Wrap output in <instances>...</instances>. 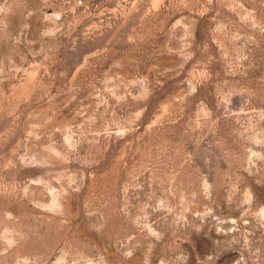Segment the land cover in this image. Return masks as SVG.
Here are the masks:
<instances>
[{
    "label": "rangeland",
    "instance_id": "374dc122",
    "mask_svg": "<svg viewBox=\"0 0 264 264\" xmlns=\"http://www.w3.org/2000/svg\"><path fill=\"white\" fill-rule=\"evenodd\" d=\"M0 264H264V0H0Z\"/></svg>",
    "mask_w": 264,
    "mask_h": 264
},
{
    "label": "built area",
    "instance_id": "2783aa9c",
    "mask_svg": "<svg viewBox=\"0 0 264 264\" xmlns=\"http://www.w3.org/2000/svg\"><path fill=\"white\" fill-rule=\"evenodd\" d=\"M59 17V16H58ZM60 18V17H59Z\"/></svg>",
    "mask_w": 264,
    "mask_h": 264
}]
</instances>
